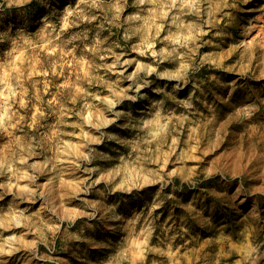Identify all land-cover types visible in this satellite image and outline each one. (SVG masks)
Returning a JSON list of instances; mask_svg holds the SVG:
<instances>
[{"label": "clouds", "instance_id": "9594fccd", "mask_svg": "<svg viewBox=\"0 0 264 264\" xmlns=\"http://www.w3.org/2000/svg\"><path fill=\"white\" fill-rule=\"evenodd\" d=\"M0 264H264V0H0Z\"/></svg>", "mask_w": 264, "mask_h": 264}]
</instances>
